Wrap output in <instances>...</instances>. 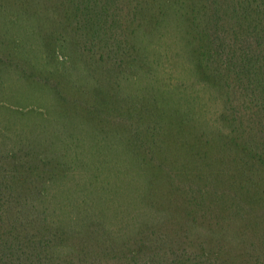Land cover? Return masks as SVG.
<instances>
[{
    "label": "trees",
    "instance_id": "16d2710c",
    "mask_svg": "<svg viewBox=\"0 0 264 264\" xmlns=\"http://www.w3.org/2000/svg\"><path fill=\"white\" fill-rule=\"evenodd\" d=\"M7 69L75 154L0 128V264H264V0H0Z\"/></svg>",
    "mask_w": 264,
    "mask_h": 264
},
{
    "label": "rangeland",
    "instance_id": "374dc122",
    "mask_svg": "<svg viewBox=\"0 0 264 264\" xmlns=\"http://www.w3.org/2000/svg\"><path fill=\"white\" fill-rule=\"evenodd\" d=\"M26 25V24H25ZM22 26V25H21ZM32 41L34 39H31ZM58 102L52 90H40L36 84L29 83L27 80H22L19 74L10 69V71L2 70L0 73V128L3 125L18 126L22 130L23 126L28 132H31L34 127L42 130V146L45 148H57V155L66 160H74L72 145V130L70 120L61 117L58 109ZM23 109V114L26 115L21 119L13 109ZM39 109L42 113H50L49 123L46 127H42V117L33 112ZM32 113V115H29ZM212 114L215 112L212 110ZM81 130L84 131L86 126L81 124ZM78 153L83 152L85 147H90L89 142L76 145ZM67 153V154H66Z\"/></svg>",
    "mask_w": 264,
    "mask_h": 264
}]
</instances>
